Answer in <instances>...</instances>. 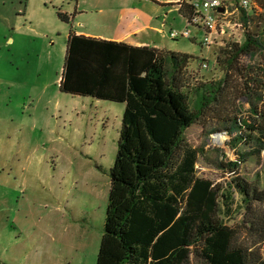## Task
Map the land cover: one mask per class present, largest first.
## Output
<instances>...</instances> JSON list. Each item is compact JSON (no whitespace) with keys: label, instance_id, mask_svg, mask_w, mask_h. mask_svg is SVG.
Returning a JSON list of instances; mask_svg holds the SVG:
<instances>
[{"label":"rangeland","instance_id":"rangeland-1","mask_svg":"<svg viewBox=\"0 0 264 264\" xmlns=\"http://www.w3.org/2000/svg\"><path fill=\"white\" fill-rule=\"evenodd\" d=\"M229 3L227 38L206 47L205 33L193 27L197 40H173L171 31L186 28L187 20L159 0H0V264L97 263L125 104L65 93L60 82L71 32L116 37L135 26H148L157 49L192 57L185 88L192 109L213 98L203 84L222 83V96L184 138L200 150L198 176L233 193L225 222L264 261V237L250 230L252 214L232 187L235 176L219 167L236 162L243 149L231 147L224 122L252 121L245 94L255 100L264 93L253 80L264 76L261 55L241 54L233 66L226 59L247 34L264 43V11L251 2L246 22L239 0ZM238 176L262 188L264 160L243 163ZM252 210L264 214V202Z\"/></svg>","mask_w":264,"mask_h":264},{"label":"trees","instance_id":"trees-1","mask_svg":"<svg viewBox=\"0 0 264 264\" xmlns=\"http://www.w3.org/2000/svg\"><path fill=\"white\" fill-rule=\"evenodd\" d=\"M250 1L264 11V0ZM179 11L185 17V10ZM243 13L249 21L251 17ZM241 54L252 58L259 54L264 60V43L247 34L227 63L233 66ZM191 59L167 50L69 34L61 91L125 104L96 264H192L193 260L264 264L241 241L238 229L225 222L232 212L233 193L198 176L200 150L184 138L185 131L222 96V83L203 84L200 90L213 98L199 110L192 109L185 92ZM258 69L264 75V66ZM253 80L264 89V76ZM245 97L251 103L252 121L234 117L224 122L225 131L233 135L231 147L243 149L236 162L221 161L219 167L235 176L232 187L242 197L241 207L252 214L250 230L264 237V214L252 210L254 203L264 202V185L238 176L243 163L253 157L264 160V93L255 100Z\"/></svg>","mask_w":264,"mask_h":264},{"label":"built area","instance_id":"built-area-1","mask_svg":"<svg viewBox=\"0 0 264 264\" xmlns=\"http://www.w3.org/2000/svg\"><path fill=\"white\" fill-rule=\"evenodd\" d=\"M231 0H174L173 6L178 10H185V18L187 20V27L183 30H173L170 33V37L173 40L179 38H190L197 40L198 37L192 36V31L189 29L193 27L199 32H204L205 37L202 41V45L211 47L213 44L223 41L227 38V29L229 23L226 19L229 12V6ZM250 0H239V8L241 11H246L248 17H250ZM223 8V12L219 11ZM229 19V18H228ZM250 21V20H249ZM202 68H208L206 63H203Z\"/></svg>","mask_w":264,"mask_h":264},{"label":"crops","instance_id":"crops-1","mask_svg":"<svg viewBox=\"0 0 264 264\" xmlns=\"http://www.w3.org/2000/svg\"><path fill=\"white\" fill-rule=\"evenodd\" d=\"M159 1H161L163 5L173 7L174 0H159ZM147 29L148 26H140V27L135 26V27H131L130 31H124L122 34L116 37H106L104 35H98L97 37H101L99 39H103V38L110 39L109 41L125 42L135 47H150L157 49L152 45L151 38L148 36L146 31ZM76 34L83 36L86 35L87 37L94 36L93 34L85 33L82 31L76 32Z\"/></svg>","mask_w":264,"mask_h":264},{"label":"clouds","instance_id":"clouds-1","mask_svg":"<svg viewBox=\"0 0 264 264\" xmlns=\"http://www.w3.org/2000/svg\"><path fill=\"white\" fill-rule=\"evenodd\" d=\"M249 251H253L252 248L249 249ZM262 254H264V248L261 249Z\"/></svg>","mask_w":264,"mask_h":264},{"label":"water","instance_id":"water-1","mask_svg":"<svg viewBox=\"0 0 264 264\" xmlns=\"http://www.w3.org/2000/svg\"><path fill=\"white\" fill-rule=\"evenodd\" d=\"M219 11L223 12V8H220Z\"/></svg>","mask_w":264,"mask_h":264}]
</instances>
